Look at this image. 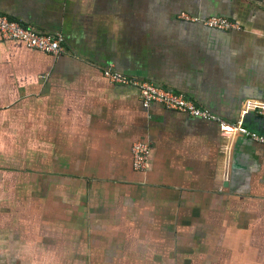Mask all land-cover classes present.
<instances>
[{
    "label": "crops",
    "instance_id": "obj_1",
    "mask_svg": "<svg viewBox=\"0 0 264 264\" xmlns=\"http://www.w3.org/2000/svg\"><path fill=\"white\" fill-rule=\"evenodd\" d=\"M0 16L64 48L0 35V264H264V145L106 78L164 86L264 134L260 115L242 116L264 107V5L0 0ZM137 141L151 147L139 173Z\"/></svg>",
    "mask_w": 264,
    "mask_h": 264
},
{
    "label": "built area",
    "instance_id": "obj_2",
    "mask_svg": "<svg viewBox=\"0 0 264 264\" xmlns=\"http://www.w3.org/2000/svg\"><path fill=\"white\" fill-rule=\"evenodd\" d=\"M255 2L264 5V0H255ZM181 19L200 23L209 27V29L220 32L239 30L235 24L223 18L211 17L203 20L185 13L181 15ZM0 35L5 40L21 42L29 50L55 58L64 54V48L62 47L63 38L61 36L38 35L26 29L21 24L12 22L3 16H0ZM106 78L114 85H128L138 88L144 106H150L152 103L156 102L169 110L187 114L192 118L216 122L220 126L222 136L229 141L233 142L239 138H247L264 145V134L250 129L244 124L243 120L231 123L212 111L199 107L195 102L183 94L175 93L164 86H158L149 81L128 78L113 70H109L106 73ZM250 112H255L264 117V107H252V104H250L243 111L242 116L244 117ZM150 152L151 147L149 143L143 141L134 143L131 153L135 172H145L148 169Z\"/></svg>",
    "mask_w": 264,
    "mask_h": 264
},
{
    "label": "water",
    "instance_id": "obj_3",
    "mask_svg": "<svg viewBox=\"0 0 264 264\" xmlns=\"http://www.w3.org/2000/svg\"><path fill=\"white\" fill-rule=\"evenodd\" d=\"M258 118L261 119V120H258V123H259L260 125H262V124L264 123V117H262V116H258Z\"/></svg>",
    "mask_w": 264,
    "mask_h": 264
}]
</instances>
